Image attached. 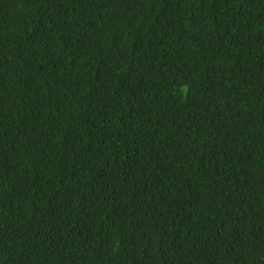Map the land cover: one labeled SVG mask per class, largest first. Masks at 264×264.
I'll list each match as a JSON object with an SVG mask.
<instances>
[{
	"label": "trees",
	"instance_id": "1",
	"mask_svg": "<svg viewBox=\"0 0 264 264\" xmlns=\"http://www.w3.org/2000/svg\"><path fill=\"white\" fill-rule=\"evenodd\" d=\"M0 264H264V0H0Z\"/></svg>",
	"mask_w": 264,
	"mask_h": 264
}]
</instances>
